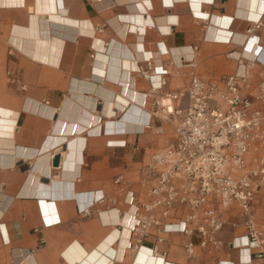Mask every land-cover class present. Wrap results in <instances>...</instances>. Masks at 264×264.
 Listing matches in <instances>:
<instances>
[{
  "label": "crops",
  "instance_id": "crops-1",
  "mask_svg": "<svg viewBox=\"0 0 264 264\" xmlns=\"http://www.w3.org/2000/svg\"><path fill=\"white\" fill-rule=\"evenodd\" d=\"M258 19L264 0H0V264H264L236 209L219 212L218 244L195 230L130 233L150 154L173 142L159 119L163 131L143 129L159 78L141 76L140 62L166 67L163 89L177 91L190 68L217 80L245 46H262L242 61L251 93L264 79V26L243 42ZM254 221L264 237V188Z\"/></svg>",
  "mask_w": 264,
  "mask_h": 264
},
{
  "label": "built area",
  "instance_id": "built-area-1",
  "mask_svg": "<svg viewBox=\"0 0 264 264\" xmlns=\"http://www.w3.org/2000/svg\"><path fill=\"white\" fill-rule=\"evenodd\" d=\"M263 26L261 19L251 22L243 45ZM261 50L247 54L245 46L235 54L241 61L237 70L217 80L203 79L190 68L187 85L177 91L163 89L166 67L157 72L149 60L140 62L141 76L159 78L146 92L152 108L143 129L163 131L162 123H155L159 119L172 126L173 142L150 154L144 173L151 182L149 196L134 208L133 238L156 227L164 232L195 230L201 245L218 244L224 224L219 212L236 209L245 219L250 242L262 248L258 257L264 256V237L254 221V205L264 188V79L253 92H242L249 79L247 62L242 61H256ZM186 65H193L192 59L184 58L181 66ZM179 207L188 210L184 218L165 223ZM193 247L192 242L186 245L189 254Z\"/></svg>",
  "mask_w": 264,
  "mask_h": 264
},
{
  "label": "water",
  "instance_id": "water-1",
  "mask_svg": "<svg viewBox=\"0 0 264 264\" xmlns=\"http://www.w3.org/2000/svg\"><path fill=\"white\" fill-rule=\"evenodd\" d=\"M59 152H60V150H57V151L55 152V158H54V160H53V164H54L55 166L59 165V162H60V154H59Z\"/></svg>",
  "mask_w": 264,
  "mask_h": 264
},
{
  "label": "bare ground",
  "instance_id": "bare-ground-1",
  "mask_svg": "<svg viewBox=\"0 0 264 264\" xmlns=\"http://www.w3.org/2000/svg\"><path fill=\"white\" fill-rule=\"evenodd\" d=\"M216 34V33H215ZM224 37H227V35L226 36H224ZM231 38V36H229L227 39H230ZM186 49H189V48H185V50ZM185 56V55H184ZM186 57V56H185ZM192 57V56H191ZM187 58V57H186ZM109 106V105H108ZM107 106V107H108ZM110 107V106H109ZM106 109H109V108H106ZM107 111V110H106ZM111 111L109 110V111H107V114H109ZM131 112V111H130ZM134 112H135V110H134ZM138 112V111H137ZM112 113V112H111ZM126 113V112H125ZM131 114V113H130ZM136 115V114H135ZM119 128V127H118ZM132 129V128H131ZM7 132V131H6Z\"/></svg>",
  "mask_w": 264,
  "mask_h": 264
},
{
  "label": "rangeland",
  "instance_id": "rangeland-1",
  "mask_svg": "<svg viewBox=\"0 0 264 264\" xmlns=\"http://www.w3.org/2000/svg\"><path fill=\"white\" fill-rule=\"evenodd\" d=\"M258 197H259V195H258ZM257 200H258V198H257ZM257 200H256V202H255V205H256V203H257ZM255 205H254V206H255Z\"/></svg>",
  "mask_w": 264,
  "mask_h": 264
}]
</instances>
